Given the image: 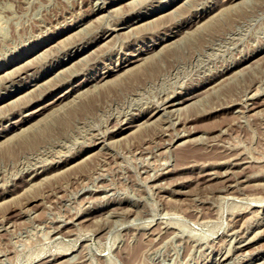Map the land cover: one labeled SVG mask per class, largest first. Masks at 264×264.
I'll return each mask as SVG.
<instances>
[{
  "label": "rangeland",
  "instance_id": "1",
  "mask_svg": "<svg viewBox=\"0 0 264 264\" xmlns=\"http://www.w3.org/2000/svg\"><path fill=\"white\" fill-rule=\"evenodd\" d=\"M0 107V264H264V0H0Z\"/></svg>",
  "mask_w": 264,
  "mask_h": 264
},
{
  "label": "bare ground",
  "instance_id": "2",
  "mask_svg": "<svg viewBox=\"0 0 264 264\" xmlns=\"http://www.w3.org/2000/svg\"><path fill=\"white\" fill-rule=\"evenodd\" d=\"M234 1V0H233ZM107 2V1H106ZM142 2V1H141ZM104 3V2H103ZM139 4V3H138ZM123 5V4H122ZM95 6V5H94ZM121 8V7H120ZM258 10V9H257ZM100 11L101 12H109V7L108 6H106V7H102L101 6V9H100ZM90 13V12H89ZM156 13V12H155ZM175 13V12H174ZM194 16V15H193ZM176 17V16H175ZM177 17H179V15L177 16ZM144 19L143 18H139L137 21L135 20V22H133L132 24H130L129 26H127V27H131V26H133V25H135V24H139V23H141L142 21H143ZM143 23V22H142ZM198 24V23H197ZM120 24H118V26H119ZM122 26L124 25V24H121ZM140 25V24H139ZM82 27V26H81ZM90 27V26H89ZM117 27V26H116ZM80 28V27H79ZM84 28V27H83ZM135 28H137V27H135ZM85 29V28H84ZM80 30V29H79ZM83 30V29H82ZM86 30V29H85ZM84 31V30H83ZM116 31V30H115ZM188 31V30H187ZM189 31H191V30H189ZM181 33V32H180ZM106 35V34H105ZM104 35V36H105ZM103 36V37H104ZM111 36V33H109V35L108 36H106L105 37V39L104 40H106L107 38H109ZM106 42V41H105ZM175 44V43H174ZM38 49V48H37ZM258 49V48H257ZM73 50V49H72ZM37 52V51H36ZM99 53V52H98ZM37 54V53H36ZM142 54H143V52L141 53V54H139L138 56H135V58L134 59H131V60H128V61H124V62H119V63H117L115 66H116V68H118V69H116L114 72L116 73V74H118V75H120V72H122L123 70H126V68L128 67L129 68V65L130 64H132V63H137L138 61H141V60H143L144 58H142L141 56H142ZM35 55V54H34ZM36 56V55H35ZM24 57V56H23ZM41 59H43V58H41ZM40 59V60H41ZM191 61V60H190ZM201 61V60H200ZM13 62H15V61H13ZM9 63H10V61H9ZM61 63V62H60ZM197 63V62H196ZM231 63V62H230ZM12 64V62L9 64V65H11ZM203 65V64H202ZM8 66V65H7ZM19 66V65H18ZM70 66V65H69ZM186 66V65H185ZM6 67V66H5ZM197 67V66H196ZM205 67V66H204ZM203 67V68H204ZM10 68V67H9ZM34 68V64H31V65H28V66H26V67H23V68H20V69H17V70H15V73L17 74V75H21L22 73H27L28 71H30L31 69H33ZM70 68V67H69ZM184 68V67H183ZM183 68H179V69H183ZM195 68V67H194ZM193 68V69H194ZM200 68V67H199ZM247 68V67H246ZM130 69V68H129ZM186 70V69H185ZM240 70H242V69H240ZM2 71V70H1ZM73 71V70H72ZM76 71V70H75ZM204 71V70H203ZM239 71V70H238ZM3 72V71H2ZM176 72V71H175ZM174 72V73H175ZM210 72V71H209ZM7 73H9V75L10 74H12V72L10 73L9 71L7 72ZM75 73V72H74ZM176 73H178V71L176 72ZM182 73V72H181ZM14 74V73H13ZM111 74H112V72H106V75H103L102 77H101V80L102 81H104L105 79H107L109 76H111ZM9 75H6L5 74V76H9ZM41 75V74H40ZM56 75V74H55ZM169 76V75H168ZM178 76V75H177ZM181 76V75H180ZM230 76V75H229ZM160 78H162V77H160ZM174 78V77H173ZM35 79V78H34ZM163 79V78H162ZM177 79V78H176ZM218 80L216 79L215 81H213V82H209V84L208 85H212V84H214L215 82H217ZM240 81V80H239ZM33 82V81H32ZM32 82H28L25 86H33V87H35V86H37V83H35V84H31ZM34 82H36V81H34ZM57 83V82H56ZM102 83V82H101ZM223 83V82H222ZM97 84V83H96ZM21 85V84H20ZM151 85V84H150ZM98 86V85H97ZM219 86H220V84H219ZM41 87V86H40ZM47 88V87H46ZM31 89H33V88H31ZM257 90V89H256ZM29 91V90H28ZM211 91V90H210ZM258 91H260V90H258ZM203 92V91H202ZM79 93V92H78ZM204 93V92H203ZM255 93V92H254ZM253 93V94H254ZM29 94V93H28ZM39 94V93H38ZM76 95V94H75ZM245 95H247V94H245ZM198 96H199V93L197 94V93H189V94H186V96L185 97H183V98H181V99H173V100H171V101H169V102H167V104H166V106H163L162 108H157V109H155V111H154V113H152V115L149 117V121L150 120H158L159 118H160V116H161V114H163L164 113V115H165V113H167L166 111L169 109H173V108H177V107H179V106H182V105H184V104H188V103H190V102H192V101H194V100H197V98H198ZM4 97V96H3ZM25 97H26V95H25ZM243 98V97H242ZM58 99H60V97H58L57 98V100ZM57 100H55V101H57ZM73 100V99H72ZM163 101V100H162ZM53 103V102H52ZM227 104H228V102H227ZM232 104H234V101L232 102L231 101V103L230 104H228V105H232ZM165 105V104H164ZM8 106V105H7ZM62 106V105H61ZM64 106V105H63ZM41 107V106H40ZM58 107V106H57ZM3 107H0V111H1V109H2ZM37 109V108H36ZM45 108L44 107H42V108H39V109H37L36 111H34L33 113H41L43 110H44ZM178 110H179V108H178ZM178 110H174V111H178ZM239 110V109H238ZM170 112V111H169ZM182 112V111H181ZM211 113V112H210ZM174 116V115H173ZM182 116V115H181ZM192 118V117H191ZM178 119V118H177ZM183 120V119H182ZM146 123V122H145ZM143 125V124H142ZM161 127V126H160ZM187 128V127H186ZM190 128V127H189ZM22 129V128H21ZM221 132V131H220ZM183 133V132H182ZM105 134V133H104ZM218 134V133H217ZM125 136V135H124ZM98 137V136H97ZM121 138V137H120ZM125 138V137H124ZM206 139V138H205ZM102 140V139H101ZM208 141V140H207ZM109 142V141H108ZM111 142H113L112 140H111ZM210 143V142H209ZM103 144V143H102ZM205 145V144H204ZM58 147V146H57ZM46 152V151H45ZM84 159V158H83ZM248 160V159H247ZM220 162V161H219ZM228 163V162H227ZM164 164V163H163ZM208 164V163H207ZM243 164V163H242ZM202 165V164H201ZM197 166V165H196ZM246 166V165H245ZM251 167V166H250ZM204 168V167H203ZM168 170V169H167ZM202 171V170H201ZM233 171V170H232ZM59 172V171H58ZM200 172V171H199ZM211 172V171H210ZM215 172V171H214ZM203 173V172H202ZM202 173L200 174V175H202ZM220 173V172H219ZM239 173H241V172H239ZM238 173V174H239ZM255 173V172H254ZM258 173V172H257ZM160 174V173H159ZM231 173H225V174H223L220 178V180H222V182L224 183H228V182H230V181H232V182H235V180H236V178H237V176H231L230 175ZM221 175V174H220ZM95 176V175H94ZM97 176H99L98 174H97ZM206 176H210L209 178H207ZM249 176V175H248ZM251 176V175H250ZM205 177L208 179V181L209 180H211V179H214L215 177H217V175L216 174H213V173H209V174H205ZM231 177H233V179L234 180H232V178ZM155 179V178H154ZM205 179V178H204ZM216 179H218V177L216 178ZM219 182V181H218ZM221 182V181H220ZM36 183V182H35ZM210 183V182H209ZM209 183H207V184H209ZM224 183V184H225ZM34 184V183H33ZM216 184V183H215ZM32 185V184H31ZM226 185V184H225ZM232 185V184H231ZM239 185V184H238ZM224 186V185H223ZM245 187V186H244ZM219 188V187H218ZM240 189V188H239ZM25 190H26V188H25ZM229 190V189H228ZM235 190V189H234ZM240 191V190H239ZM185 193V192H184ZM14 196V195H13ZM202 201V200H201ZM192 208V207H191ZM188 210V209H187ZM184 211V210H183ZM185 212V211H184ZM130 213V212H129ZM137 215V214H136ZM139 215V214H138ZM206 215V214H205ZM107 216V215H106ZM197 218V217H196ZM66 221V220H65ZM197 222V221H196ZM66 223V222H65ZM62 225V224H61ZM58 227V226H57ZM157 231V230H156ZM158 232V231H157ZM156 232V233H157ZM231 232V231H230ZM256 232V231H255ZM153 233V232H152ZM153 236V235H152ZM150 238V237H149ZM233 238V237H232ZM144 242V241H143ZM139 244H141V243H139ZM139 246V245H138ZM126 247V246H125ZM127 248V247H126ZM140 248V247H139ZM125 250V249H124ZM126 250H129L128 248L126 249ZM136 250V249H135ZM134 250V252H135V254H136V251ZM141 250H142V248H141ZM123 251V250H122ZM134 252L132 253L133 255L132 256H135L134 255ZM120 255V254H119ZM139 255V254H138ZM125 256V255H124ZM131 257V256H130ZM136 257V256H135ZM231 257V256H230ZM132 258V257H131ZM129 260H133V259H128V262L130 263V261ZM221 260V259H220ZM126 262V261H125ZM132 262V261H131ZM128 264V263H127Z\"/></svg>",
  "mask_w": 264,
  "mask_h": 264
}]
</instances>
